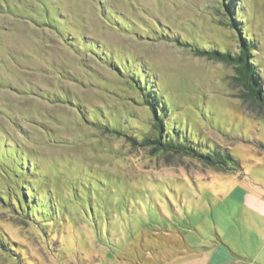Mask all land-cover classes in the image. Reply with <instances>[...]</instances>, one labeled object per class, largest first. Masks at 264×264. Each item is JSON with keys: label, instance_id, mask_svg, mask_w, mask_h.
<instances>
[{"label": "rangeland", "instance_id": "1", "mask_svg": "<svg viewBox=\"0 0 264 264\" xmlns=\"http://www.w3.org/2000/svg\"><path fill=\"white\" fill-rule=\"evenodd\" d=\"M231 8L264 83V0H0V264H183L264 197V109L177 43L237 53ZM135 80L231 169L152 156Z\"/></svg>", "mask_w": 264, "mask_h": 264}, {"label": "trees", "instance_id": "2", "mask_svg": "<svg viewBox=\"0 0 264 264\" xmlns=\"http://www.w3.org/2000/svg\"><path fill=\"white\" fill-rule=\"evenodd\" d=\"M229 5L225 4V6ZM232 9V8H231ZM235 12V14H234ZM238 11L232 9L229 11V26L238 32L239 35V50L233 54L231 52L220 51L218 49H205L194 47L188 44L177 43L182 46L189 48L190 51L196 57L205 58L210 61L226 64L235 69L237 74L235 81L239 84L242 89V97L250 101L252 104L260 109H264V83L260 78L256 64L253 62L254 52L256 51L253 45L246 38L243 27L239 24ZM234 21H237L236 23ZM133 80V79H132ZM133 81L136 88L142 92L144 99V106L148 107L152 113L153 126L150 133L144 136L143 145L150 148L152 156L164 155L167 158L186 156L189 158L199 159L201 162L210 165L211 167H217L219 169H231L230 163H234V159L229 154L221 152H205L199 149L202 147L200 143H196L194 138H190L188 134L183 133L182 136H178L182 129L173 127L169 123V116L171 107L159 103V99L155 95H151L147 83L141 80V83ZM74 105V104H73ZM172 128V129H171ZM107 133H116L118 135H126L120 131L105 128ZM204 148V146L202 147ZM207 147H205L206 149ZM209 151V150H208ZM23 189H27L25 185ZM25 192V190H24ZM37 194L31 189L24 193V199L20 202L17 199L16 203L19 204L21 212L29 213L32 212L30 207L35 205ZM25 208H24V207ZM19 211V210H18ZM26 213V214H28ZM39 213V210H38Z\"/></svg>", "mask_w": 264, "mask_h": 264}, {"label": "crops", "instance_id": "3", "mask_svg": "<svg viewBox=\"0 0 264 264\" xmlns=\"http://www.w3.org/2000/svg\"><path fill=\"white\" fill-rule=\"evenodd\" d=\"M254 191L233 192V205L239 209L224 220V237L210 249L186 253L183 264H264V197ZM231 198V199H232ZM235 214V215H234ZM172 259L170 264H178Z\"/></svg>", "mask_w": 264, "mask_h": 264}]
</instances>
